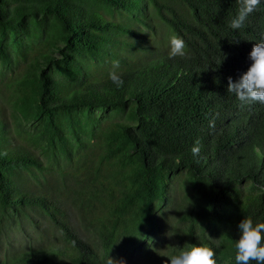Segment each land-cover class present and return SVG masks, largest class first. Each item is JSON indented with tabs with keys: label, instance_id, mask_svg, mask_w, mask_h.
I'll list each match as a JSON object with an SVG mask.
<instances>
[{
	"label": "trees",
	"instance_id": "1",
	"mask_svg": "<svg viewBox=\"0 0 264 264\" xmlns=\"http://www.w3.org/2000/svg\"><path fill=\"white\" fill-rule=\"evenodd\" d=\"M239 7L0 0V264H169L193 245L235 264L240 220L264 222V103L227 91L264 0L232 29ZM172 36L186 58H169Z\"/></svg>",
	"mask_w": 264,
	"mask_h": 264
},
{
	"label": "clouds",
	"instance_id": "2",
	"mask_svg": "<svg viewBox=\"0 0 264 264\" xmlns=\"http://www.w3.org/2000/svg\"><path fill=\"white\" fill-rule=\"evenodd\" d=\"M240 7L236 16L231 19L230 27L240 29L244 26L247 17L260 6L261 0H239ZM169 58L177 56L186 58L189 53L185 41L179 36L170 37ZM250 66L233 81L228 78L227 91L234 93L242 105H250L254 102L264 103V34L259 42L254 43L249 53ZM119 69V61L113 64V71L109 73V79L117 85L123 84ZM210 122L209 127H214ZM201 151L199 141H196L191 152L198 156ZM239 238L235 244V264H264V222L254 223L251 217H244L238 223ZM216 253L207 245H193L189 250L180 251L168 258L169 264H217ZM107 264H125L123 260L115 261L108 258Z\"/></svg>",
	"mask_w": 264,
	"mask_h": 264
},
{
	"label": "rangeland",
	"instance_id": "3",
	"mask_svg": "<svg viewBox=\"0 0 264 264\" xmlns=\"http://www.w3.org/2000/svg\"><path fill=\"white\" fill-rule=\"evenodd\" d=\"M97 113V116H100L101 118H106V117H111L113 112L111 111H107V110H100V109H96L95 110ZM27 127H31L29 125H27ZM86 235V238L94 245L97 244V242H99V239L97 237V233H94L92 228L90 226H83L80 228V233L83 235L84 232ZM139 251V247H133V248H129L126 253H119V252H114L112 253L113 256H116L118 258L120 257H128L131 256L132 254H136Z\"/></svg>",
	"mask_w": 264,
	"mask_h": 264
}]
</instances>
